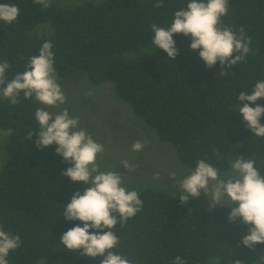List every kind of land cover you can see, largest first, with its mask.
<instances>
[{
  "label": "trees",
  "instance_id": "1",
  "mask_svg": "<svg viewBox=\"0 0 264 264\" xmlns=\"http://www.w3.org/2000/svg\"><path fill=\"white\" fill-rule=\"evenodd\" d=\"M156 2L89 0L63 6L51 0L45 9L34 0H0L20 9L17 21H0V62L10 64L6 79L25 71L29 58L39 54L45 41L51 42L58 81L81 72L91 84H111L117 97L171 145L186 167L194 170L204 159L223 173L240 155L256 160L255 167L264 175V138L244 124L238 100L240 92L250 94L256 82L264 80V0H229L223 23L237 33L243 27L252 41V52L231 69H222L219 62L207 68L199 50L190 48L191 37L183 34L173 35L175 60L156 49L150 25L168 28L174 13L190 0H163L160 8L154 7ZM45 25L49 30L40 32ZM222 70L228 75L221 77ZM257 103L264 106V99ZM260 122L264 124V116ZM39 127L35 119L0 107V128L12 129L0 171V226L22 241L10 252L8 264L57 259L100 264L103 257H81L60 244L64 232L83 226L78 220L66 221L63 211L74 192L83 193L85 186L62 175L71 165L56 155L55 145L36 147ZM29 131L34 133L31 140L26 139ZM136 191L142 211L123 228L118 222L112 229L120 239L114 251L133 264H172L176 256L187 264L214 257L220 264H259L264 255V244L249 249L240 243L249 226L239 219L229 223L230 208L209 211V196L181 204L179 197L161 188Z\"/></svg>",
  "mask_w": 264,
  "mask_h": 264
},
{
  "label": "clouds",
  "instance_id": "2",
  "mask_svg": "<svg viewBox=\"0 0 264 264\" xmlns=\"http://www.w3.org/2000/svg\"><path fill=\"white\" fill-rule=\"evenodd\" d=\"M42 8H48L51 0H34ZM229 0H190L185 8L174 13V19L168 28L151 24L154 33L152 43L155 48L162 49L168 58L175 60L178 49L175 46L174 34L191 37L190 48L199 50V57L211 68L219 62L221 68L231 69L239 62L245 61L252 52L251 38L244 28L239 33L223 23L222 17L228 14ZM163 0H157L154 7H163ZM20 9L14 4H0V21L12 24L17 21ZM53 44L45 41L38 55L29 58L26 70L17 73L11 80L6 79V70L10 68L7 60L0 62V100L8 99L11 104L19 103V95L25 99L34 96L35 101L43 105L35 111V119L39 123V132L35 144L38 149L55 145V153L69 165L62 175L73 182H83L84 191L74 192L69 203L65 205L63 217L66 221H80L64 232L60 244L66 250L78 253L81 257H103L100 264H133L126 255L116 249L120 239L112 229L117 223L121 228L125 223L143 209V200L136 190H128L124 186L123 174L117 171L101 170L97 163L98 155L105 151L104 146L94 141L93 137L82 128H78V118L69 115L65 108L57 114L48 110L58 104H64L66 97L62 92L54 68ZM255 54V53H253ZM221 77L227 71L219 73ZM264 99V80L256 82L252 92H240L238 100L239 114L252 134L264 138V106L257 103ZM254 104L255 107L250 106ZM7 129L4 135H10ZM34 133L28 132L26 139L31 140ZM144 143L136 141L133 151H141ZM219 156V152H214ZM127 170L135 165L127 160L121 161ZM256 160L238 156L230 162V172L221 173L219 168L204 159L196 162L195 169L177 182L181 204L189 199L200 197L201 193L210 195L209 211L217 206L230 208L227 217L229 223H240L249 226L248 234L240 243L254 249L264 244V175L255 167ZM174 176V174H172ZM158 179V175L156 177ZM233 204L237 206L232 207ZM107 229V231H105ZM92 230V231H90ZM19 235H13L0 226V264H8L7 257L21 247ZM264 264V255L258 260ZM172 264H187L180 256H176ZM235 264H242L236 260Z\"/></svg>",
  "mask_w": 264,
  "mask_h": 264
},
{
  "label": "rangeland",
  "instance_id": "3",
  "mask_svg": "<svg viewBox=\"0 0 264 264\" xmlns=\"http://www.w3.org/2000/svg\"><path fill=\"white\" fill-rule=\"evenodd\" d=\"M58 1L63 6H73L89 0ZM48 30V25L39 28L40 32ZM79 74L82 73L78 72L66 79L57 80L66 100L64 104H58L48 110L57 114L66 108L71 117L78 118V128L86 130L95 142L104 146V153L97 157L100 168L123 174L124 186L128 190L154 187L167 190L179 197L177 182L189 175L193 169L183 165L171 145L160 140L155 131L150 129L141 118L135 116L130 105L117 97L111 84H91L86 75L88 80L80 77ZM18 99L19 103L16 105L11 104L8 99L0 100V107L35 119V111L43 105L36 102L34 96L25 99L22 92ZM4 133L5 131L0 128V171L7 159L5 147L8 136ZM138 140L145 146L141 151H133L132 145ZM124 160L135 165V168L127 170L121 165V161ZM206 196L210 197L209 194ZM38 264L68 263L57 259L51 262L43 260ZM201 264H220V261L218 257H214Z\"/></svg>",
  "mask_w": 264,
  "mask_h": 264
}]
</instances>
